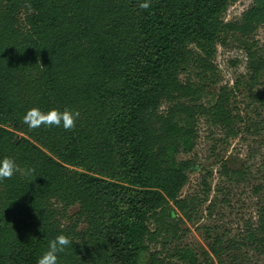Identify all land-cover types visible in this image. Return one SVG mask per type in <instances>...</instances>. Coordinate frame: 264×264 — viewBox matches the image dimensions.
I'll return each mask as SVG.
<instances>
[{"label": "trees", "instance_id": "trees-1", "mask_svg": "<svg viewBox=\"0 0 264 264\" xmlns=\"http://www.w3.org/2000/svg\"><path fill=\"white\" fill-rule=\"evenodd\" d=\"M237 1L0 0V157L33 169L0 180V264H36L60 233L71 243L58 264H141L143 253L144 264H198L177 244L185 229L172 217H188L180 193L195 163L182 156L194 151L201 118L230 137L242 119L232 91L201 103L187 74L213 60L227 34L248 39L264 26V0L225 22ZM254 46L249 86L264 77V47ZM254 100L264 110V93ZM34 107L79 116L70 129L29 128L22 118ZM222 174L243 177L225 165ZM256 215L246 241L263 253L264 201ZM209 239L204 256L219 259L223 238ZM159 240L162 250H151Z\"/></svg>", "mask_w": 264, "mask_h": 264}, {"label": "rangeland", "instance_id": "rangeland-1", "mask_svg": "<svg viewBox=\"0 0 264 264\" xmlns=\"http://www.w3.org/2000/svg\"><path fill=\"white\" fill-rule=\"evenodd\" d=\"M251 2L238 0L232 4L224 15V21L238 20ZM253 43L256 47H264V26L256 29L248 39L227 34L225 43L216 45L214 59L207 61L203 67L200 63L193 65L187 74L203 89L201 103L214 102L222 87L232 91V106L236 109L233 112L242 119L235 124L237 136L230 137L201 118L194 151L182 156L195 163L180 193L181 198L189 199L188 217L178 211H172V217L179 221L181 229H185L177 244L191 249L198 264H264V252L250 248L246 241V231L256 227L257 208L264 201V110L254 100V97L264 93V77L258 84L249 86L246 48ZM196 50L199 58L204 57L200 49ZM223 165L229 170L242 171L243 177L227 180L222 174ZM203 182L208 185L209 191ZM76 211L77 208L72 207L68 214L73 215ZM150 228L153 226L150 225ZM215 235L223 238L222 248L226 250L219 259L210 256V261L204 254L210 249L209 238ZM173 245V242L169 243L167 249ZM150 248L162 250V243L159 240ZM165 254L163 249L162 256ZM147 259L148 253H143L140 263H146ZM168 263L181 264L177 260Z\"/></svg>", "mask_w": 264, "mask_h": 264}, {"label": "clouds", "instance_id": "clouds-1", "mask_svg": "<svg viewBox=\"0 0 264 264\" xmlns=\"http://www.w3.org/2000/svg\"><path fill=\"white\" fill-rule=\"evenodd\" d=\"M140 6L147 7L148 5L147 3H143ZM78 116V112L67 108L63 111L60 109H49L45 112L38 107H34L28 109L22 119L29 128L39 127L43 124L44 126L54 125L70 129L74 126V122ZM17 172L30 176L33 173V169L26 168L21 170L12 157H0V180L11 178ZM70 243L71 241L68 236L63 233L57 234L53 239L48 241L47 249L37 258L36 264H58L57 253Z\"/></svg>", "mask_w": 264, "mask_h": 264}]
</instances>
